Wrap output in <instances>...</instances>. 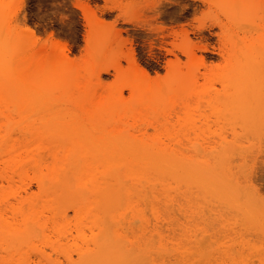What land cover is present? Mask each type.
<instances>
[{"label":"rangeland","instance_id":"rangeland-1","mask_svg":"<svg viewBox=\"0 0 264 264\" xmlns=\"http://www.w3.org/2000/svg\"><path fill=\"white\" fill-rule=\"evenodd\" d=\"M231 37L264 51V0H0V229L18 220L20 182L10 168L22 134L44 124L51 130L70 112L66 99L49 98L38 109L34 94L20 108L23 52L78 72L83 90L129 112L139 95L131 85L164 87L176 74L193 80L173 106L153 115L139 110L134 128L114 130L126 141L169 148L180 160L179 177L166 179L163 199L165 264H264V55L244 78L243 105H231ZM93 129L83 123L87 134ZM23 184L31 188L21 193L28 207L45 206L30 177ZM45 207L52 209L46 232L56 226L67 239L49 234L50 244L33 241L22 250L15 238L0 237V264H69V256L76 262L95 251L90 220H77L66 207L64 220H50L57 206ZM76 231L81 238L71 239Z\"/></svg>","mask_w":264,"mask_h":264},{"label":"bare ground","instance_id":"bare-ground-1","mask_svg":"<svg viewBox=\"0 0 264 264\" xmlns=\"http://www.w3.org/2000/svg\"><path fill=\"white\" fill-rule=\"evenodd\" d=\"M83 9V6L79 7L82 14L85 12ZM94 20L98 21L97 18ZM24 30L27 37H34L32 30L27 27ZM261 55L264 51L258 53L254 46L243 47L241 42L231 37L226 70L228 88L233 92L229 95L231 105H243L244 78ZM17 69L20 108L27 105L26 99L30 94L36 95L38 109L46 107L49 98L66 99L71 103L68 101L70 112L62 116L51 130H45L44 124L33 127L30 134L21 132V147L14 157V169L10 168L11 174L16 175L20 182L16 209L18 220L13 228L0 229V237L15 238L22 250L33 247V241L50 244L49 234L67 239L68 236L56 226L49 233L44 229L45 214L52 213V209L45 206H57L50 220H64L67 216L61 208L66 207L77 220H90L96 232L91 237L95 251L80 255L76 262L69 256V264H165L169 251L162 236V228L166 224L163 199L166 179L179 177L180 160L169 148L149 146L142 141H126L115 131L134 128L141 118L139 110L153 115L165 106H173L172 98L180 99L182 92H189L193 80L176 74L164 87L139 88L133 84L130 90L139 95L135 111L129 112L118 108L117 103L89 93L88 86L83 90V79L78 72L61 63L52 64L46 59L40 61L34 54L28 57L21 52ZM139 73L153 82L143 70ZM55 93L57 97L53 96ZM111 107L115 111L107 119ZM83 123L94 128L95 133L89 135L83 131ZM29 177L36 186L37 201L39 199L45 204L40 210L36 204L31 203L32 208L28 207L30 201L21 195L31 189L23 184ZM256 192L260 194L259 189ZM135 222L139 223L137 232L132 227ZM122 227L124 232L121 233ZM76 233L75 237H69L81 238V233Z\"/></svg>","mask_w":264,"mask_h":264}]
</instances>
